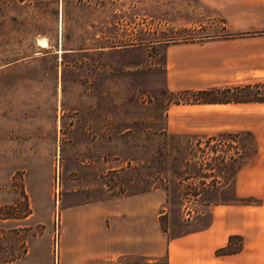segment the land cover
<instances>
[{
  "label": "rangeland",
  "instance_id": "obj_1",
  "mask_svg": "<svg viewBox=\"0 0 264 264\" xmlns=\"http://www.w3.org/2000/svg\"><path fill=\"white\" fill-rule=\"evenodd\" d=\"M262 33L227 29L199 0H0V264H59L80 232L74 209L108 198L163 191L168 238L235 203L254 133L264 144V106L253 132L168 128L197 91L169 90L165 53L213 38L257 50Z\"/></svg>",
  "mask_w": 264,
  "mask_h": 264
},
{
  "label": "crops",
  "instance_id": "obj_2",
  "mask_svg": "<svg viewBox=\"0 0 264 264\" xmlns=\"http://www.w3.org/2000/svg\"><path fill=\"white\" fill-rule=\"evenodd\" d=\"M199 1L220 11L227 29L262 31L259 43L264 45V0ZM255 14L260 19L253 28L248 20ZM253 44L250 39L213 38L170 46L165 53L167 87L171 91H203L263 83L264 46L256 50ZM254 58L261 62L255 65ZM254 105L264 106L188 105L182 111H171L168 128L171 121L185 126L198 123L212 133L237 130L243 122L240 130L253 132L247 123H253ZM183 128L175 132L183 133ZM254 136L258 146L255 156L234 175L236 202L210 207L205 228L168 238L159 228V218L165 214V194L159 189L108 198L74 209L75 215H80L74 220L80 232L73 240L72 255L61 257L59 264H264V144ZM229 238H239L240 250L217 255Z\"/></svg>",
  "mask_w": 264,
  "mask_h": 264
},
{
  "label": "trees",
  "instance_id": "obj_3",
  "mask_svg": "<svg viewBox=\"0 0 264 264\" xmlns=\"http://www.w3.org/2000/svg\"><path fill=\"white\" fill-rule=\"evenodd\" d=\"M202 40V38H200ZM191 96L193 104H227V103H259L264 104V82L254 83L252 85L238 86L224 89H209L203 91L193 92ZM213 96H221L223 98L217 99ZM206 97V98H203ZM233 238H229V242L225 247L216 251L217 255L234 254L240 250L238 248L231 250L230 241ZM239 239V238H237Z\"/></svg>",
  "mask_w": 264,
  "mask_h": 264
}]
</instances>
